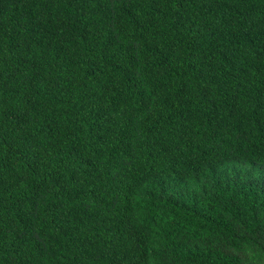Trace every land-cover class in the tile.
Segmentation results:
<instances>
[{"label": "trees", "instance_id": "trees-1", "mask_svg": "<svg viewBox=\"0 0 264 264\" xmlns=\"http://www.w3.org/2000/svg\"><path fill=\"white\" fill-rule=\"evenodd\" d=\"M0 264H264V0H0Z\"/></svg>", "mask_w": 264, "mask_h": 264}]
</instances>
